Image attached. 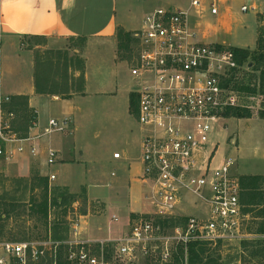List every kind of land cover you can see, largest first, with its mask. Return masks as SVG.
I'll return each instance as SVG.
<instances>
[{
  "label": "built area",
  "instance_id": "obj_1",
  "mask_svg": "<svg viewBox=\"0 0 264 264\" xmlns=\"http://www.w3.org/2000/svg\"><path fill=\"white\" fill-rule=\"evenodd\" d=\"M257 1L242 4L241 12L263 14ZM218 4L219 0H188L187 5L157 6L133 33L137 52L129 71L136 86V118L145 130L141 179L147 188L144 198L154 213L136 214L131 234L114 239L82 238L80 221L71 224L64 242L65 264H137L139 246L146 253L155 251L146 246L159 237L160 227L151 219L175 217L189 196L200 204L201 213L190 218L179 236L186 254L189 242L216 244L252 237L247 231L252 216L241 201L240 177L231 172L232 159L214 164L217 142L212 136L220 122L225 127L229 109L254 108V100L260 98V77L252 76L249 58L239 61L236 47L209 40L203 33V27L215 24ZM244 87H256V93ZM10 102V96L0 97V156L6 159L22 154L24 142L67 130L65 119L51 118L44 132L18 136L11 123L16 113L3 108ZM35 127L34 122L30 129ZM30 149L34 152L35 146ZM48 155L49 164H55L57 151L50 149ZM120 155L116 152L114 157ZM48 179L54 181L56 175ZM62 246L52 239L0 240V264H60ZM171 256L169 250L163 251L159 261L167 263Z\"/></svg>",
  "mask_w": 264,
  "mask_h": 264
},
{
  "label": "crops",
  "instance_id": "obj_2",
  "mask_svg": "<svg viewBox=\"0 0 264 264\" xmlns=\"http://www.w3.org/2000/svg\"><path fill=\"white\" fill-rule=\"evenodd\" d=\"M137 1L0 0V97H27L26 108L36 115L32 134L44 132L51 118L67 121L65 132L24 142L25 150L19 157L31 172L47 178L55 174L54 181L84 187L90 200L99 202L96 219L88 218L85 226L80 221V234L86 239L117 238L130 217L147 206V188L141 179L145 130L136 112L130 111L134 88L129 84V66L119 58L117 45L118 29L138 30L145 14L154 8L152 0H142L150 4L138 20ZM257 2L260 8L264 6V2ZM244 3L254 0H219L220 14L212 19L213 26L217 42L227 44L221 37L227 34L230 39L238 28L246 27L252 14L255 38L252 45L241 48L255 51L259 37L257 13L241 12ZM35 37H43L47 43L32 47L27 39ZM71 38L87 41L83 90L68 96L38 93L34 49L63 48ZM223 122L228 130L222 148L221 142L217 143L214 164L232 159L234 175L264 176V116L228 117ZM97 123L102 124L101 130L89 134ZM30 145L35 146L34 152ZM50 149L57 151V161L51 165ZM116 152H120V158L114 157Z\"/></svg>",
  "mask_w": 264,
  "mask_h": 264
},
{
  "label": "rangeland",
  "instance_id": "obj_3",
  "mask_svg": "<svg viewBox=\"0 0 264 264\" xmlns=\"http://www.w3.org/2000/svg\"><path fill=\"white\" fill-rule=\"evenodd\" d=\"M151 2V0H149ZM139 2L138 8L135 10L137 19H142L145 13V7L150 3H145L142 0ZM264 2V1H263ZM154 8L168 3H178L187 5L188 0H152ZM260 9H264V6ZM253 15H249L246 27L238 28L230 39L229 35H223L221 41H226L227 45L234 47H247L252 45L255 33ZM257 19L259 22V35L264 37V13H258ZM250 21V22H249ZM250 24V25H249ZM137 23L134 27H136ZM214 24H207L203 27V33L209 36V40H217V29ZM262 30V33L260 32ZM134 36L135 31H128ZM258 35V36H259ZM134 38V37H133ZM28 43L34 45H45L47 39L35 37L27 39ZM87 41L86 38H71L67 41L65 47L59 49H34L36 70L35 75L39 80L49 78L50 86L57 89L62 96H68L71 92H80L83 90L84 81V57L83 51ZM119 58L125 60L128 66L137 52V41L134 38L128 45L125 41L121 48L118 41ZM253 52V51H251ZM257 66V64H256ZM255 78L260 77V70L253 67ZM129 74V84L135 89V83L132 75ZM45 83V82H44ZM68 90V92H67ZM260 98L254 100V108L248 109L253 115H263L264 113V94L260 92ZM11 103V102H10ZM20 107V106H19ZM18 118V115H15ZM236 117L231 116L229 118ZM239 118V117H236ZM234 122V121H232ZM219 124L217 133L212 136L213 142H221L220 148L224 145V138L227 133V128L221 127ZM102 124L97 123L93 128L89 129V134L97 133L101 130ZM25 131L18 133L22 136L29 135ZM230 145V144H229ZM225 148V147H224ZM216 154V153H215ZM215 156V155H214ZM237 158V156L235 155ZM247 163V162H246ZM234 164L231 166V172L234 173ZM264 190V183H262ZM200 204L196 203L192 197H186V200L181 205L175 217L151 219L156 226L160 227L157 239L149 240L146 244L148 250L154 248L155 251L143 252V247L139 246V260L137 264H161V254L163 251L169 250L172 254L171 261L163 264H181L178 256L181 243L179 236L186 232L189 220L192 216H199L201 213ZM263 207L255 208V212L264 210ZM100 204L94 200H90L87 191L84 187L62 185L59 181L50 183L46 176L33 173L25 167V161L21 160L19 154H16L11 159L7 160L4 156H0V240L23 241L28 239L49 240L62 243L59 250V262L65 264L67 249L64 247V242L69 239L71 224L75 222L95 218L99 215ZM141 210V207L138 209ZM141 212V211H139ZM144 214H153L151 204L147 202L144 207ZM249 213V212H248ZM118 214V213H117ZM135 213L130 217L129 224L125 231L117 236V238L127 237L133 229V220L138 217ZM252 219L247 222V231L252 234V237L247 239H237L232 241H220L216 244H211L208 247V252L203 256L204 261L214 260L217 264V259L220 264H246L245 259L248 258L251 245L245 242H256L258 239H263L264 234H258V228L264 218L255 219L252 213H249ZM264 214V211H263ZM88 215L89 217L85 216ZM83 216V217H82ZM134 218V219H133ZM133 219V220H132ZM180 231V233L177 232ZM83 232L84 229H83ZM84 234V233H83ZM249 264H264L262 256L255 257ZM185 263H189L188 255L185 258Z\"/></svg>",
  "mask_w": 264,
  "mask_h": 264
},
{
  "label": "trees",
  "instance_id": "obj_4",
  "mask_svg": "<svg viewBox=\"0 0 264 264\" xmlns=\"http://www.w3.org/2000/svg\"><path fill=\"white\" fill-rule=\"evenodd\" d=\"M262 33V30L260 31ZM118 41L121 46H123L124 42L126 41L128 45L134 39L132 34L128 31H125L122 28H119L117 31ZM235 51L238 55L239 61H246L248 58L250 59V65L255 67L256 70H260V91L264 94V37L263 34H260L257 40V50L251 52L249 49L243 48H235ZM257 64V66H256ZM50 79L46 78L43 80H39L37 75L35 76V86L36 91L42 94H57L62 95L66 92H59L57 89L50 86ZM45 82V83H44ZM247 92L256 93V87H244ZM68 92V90H67ZM62 93V94H61ZM27 97L25 96H15L11 98V103L5 104L4 109L6 112L14 111L18 118H15L11 121L12 129L17 133H22L25 131L27 134L30 130V127L33 126V123L36 120V115L34 112L30 111L26 108ZM20 106V107H19ZM130 111L131 113H135L137 111V97L135 93L131 94L130 97ZM225 115L227 117L236 116L239 118L242 117H251V113L248 109H241V108H233L229 109ZM264 116V113L263 115ZM22 135L26 137L27 134ZM48 179V178H47ZM241 185H242V193H241V201L242 204L245 206V212L252 213L255 211L256 206L264 208V190L262 188V183H264V176L261 175H251V176H242L240 177ZM49 181V179H48ZM262 208V209H263ZM264 210H259V213L255 212L253 217L255 219L264 218L263 214ZM258 234H264V222H261L259 225ZM251 245L252 249L249 251L248 258L245 259V263H251L255 257L262 256L264 258V238L258 239L256 242H245L244 247ZM211 245L210 242L207 241H196V242H189L187 246V254L185 253V247L180 245L178 256L180 257L181 264H185V258L188 255L189 263L190 264H216L213 263L214 260H210L207 262L204 261V254L208 252V247ZM217 264H220L217 259ZM260 264V263H258Z\"/></svg>",
  "mask_w": 264,
  "mask_h": 264
}]
</instances>
